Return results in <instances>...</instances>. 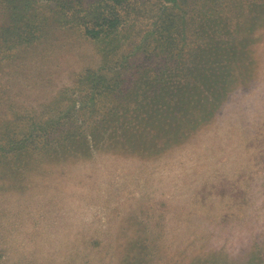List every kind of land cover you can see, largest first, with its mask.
<instances>
[{
  "label": "rangeland",
  "instance_id": "1",
  "mask_svg": "<svg viewBox=\"0 0 264 264\" xmlns=\"http://www.w3.org/2000/svg\"><path fill=\"white\" fill-rule=\"evenodd\" d=\"M139 10L119 54L60 21L10 33L0 264H264V0Z\"/></svg>",
  "mask_w": 264,
  "mask_h": 264
},
{
  "label": "trees",
  "instance_id": "2",
  "mask_svg": "<svg viewBox=\"0 0 264 264\" xmlns=\"http://www.w3.org/2000/svg\"><path fill=\"white\" fill-rule=\"evenodd\" d=\"M10 3H19L21 8L14 7L11 14V24L0 27V59H6L8 55L17 45L15 38H8L10 33L18 30L24 38L33 41L36 37V30L40 29L45 24H53L60 21L61 24L69 25L77 28L80 35L86 40L97 43H106V47L111 52L119 54L124 50V43L137 46L138 42L144 41L146 33L139 32L136 26H131L134 22L141 23L140 19L142 10L139 6L145 0H54L47 2L45 0H0ZM173 8L165 6L163 15V28L157 33L162 32L167 27ZM27 13H30L29 18H25ZM22 16L21 27H16L15 24ZM10 23V22H9ZM144 24L138 27H145ZM134 28V34L125 35L129 28ZM44 30V29H43ZM120 38V39H119ZM121 38H124L123 45ZM120 42L116 43L115 40ZM129 52L124 54L127 57ZM123 55V54H122Z\"/></svg>",
  "mask_w": 264,
  "mask_h": 264
}]
</instances>
